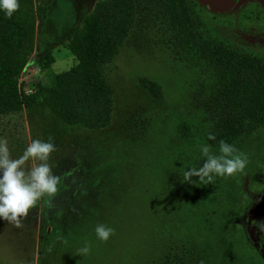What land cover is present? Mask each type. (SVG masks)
Masks as SVG:
<instances>
[{
    "label": "rangeland",
    "instance_id": "rangeland-1",
    "mask_svg": "<svg viewBox=\"0 0 264 264\" xmlns=\"http://www.w3.org/2000/svg\"><path fill=\"white\" fill-rule=\"evenodd\" d=\"M44 1L19 75L24 93L52 85L76 63L65 43L98 0ZM254 6L241 0L223 12L236 23L234 43L244 55L228 65L199 51L202 25L188 0H141L122 45L102 66L113 97L105 127L67 125L45 108L0 117L13 159L33 140L51 138L56 151L48 163L61 179L23 228L0 219V264H264L261 230L250 222L264 215V188L242 223L223 198L222 177L207 186L183 177L205 162L201 145L218 155L221 140L234 145L242 134L238 122L264 110L261 67L245 54L264 48V15L248 14ZM47 46L54 62L40 67ZM98 224L115 230L107 242L96 238ZM85 241L91 251L80 256Z\"/></svg>",
    "mask_w": 264,
    "mask_h": 264
},
{
    "label": "trees",
    "instance_id": "trees-1",
    "mask_svg": "<svg viewBox=\"0 0 264 264\" xmlns=\"http://www.w3.org/2000/svg\"><path fill=\"white\" fill-rule=\"evenodd\" d=\"M188 1L200 16L199 51L202 55L228 65L241 63L244 55L238 54L241 48L234 43L236 23L229 22L223 16L226 13L207 9L197 0ZM18 2L20 8L11 19L0 10V117L24 109L45 108L67 125L90 129L105 127L110 121L113 97L102 66L112 60L122 45L134 24L141 0H98L93 9L81 17L80 25L70 33L65 43L76 63L57 73L52 85H38L31 93L23 92L19 75L33 52L37 20L45 12V1ZM254 4L248 14L261 18L264 9L256 2ZM261 46H251L245 54L250 58L247 62L261 67L260 88L264 96V54L261 53L264 48ZM53 62L51 48L47 46L38 59L39 66ZM242 122L237 123L242 134L233 146L244 152L249 162L242 173L222 177V195L236 211L238 221L245 223L255 192L264 188V110L249 113L247 122ZM261 223H264V215L257 219L259 229ZM259 238L264 241V231L261 230Z\"/></svg>",
    "mask_w": 264,
    "mask_h": 264
},
{
    "label": "clouds",
    "instance_id": "clouds-1",
    "mask_svg": "<svg viewBox=\"0 0 264 264\" xmlns=\"http://www.w3.org/2000/svg\"><path fill=\"white\" fill-rule=\"evenodd\" d=\"M20 8L18 0H0V10L11 19ZM209 140L215 135L209 133ZM56 151L54 143L33 140L18 158H11L8 141L0 139V219L15 228H23V221L28 217L29 210L44 198L51 199L58 193L60 177L53 173L48 163L50 155ZM201 153L206 157L199 168L193 167L183 173L184 181L193 183V176L199 178V184L207 186L214 182L215 177L229 178L242 173L247 164L248 156L233 145L221 140L219 154H211L210 146L201 145ZM264 231V223L260 224ZM96 238L107 242L115 232L104 224L96 225ZM66 242V241H65ZM91 245L85 241L84 246L77 250L78 255L90 254Z\"/></svg>",
    "mask_w": 264,
    "mask_h": 264
},
{
    "label": "water",
    "instance_id": "water-1",
    "mask_svg": "<svg viewBox=\"0 0 264 264\" xmlns=\"http://www.w3.org/2000/svg\"><path fill=\"white\" fill-rule=\"evenodd\" d=\"M199 3L204 4L207 9L215 12H229L234 9L241 0H197ZM259 4L264 9V0H252ZM253 224H256L257 219L250 220Z\"/></svg>",
    "mask_w": 264,
    "mask_h": 264
}]
</instances>
